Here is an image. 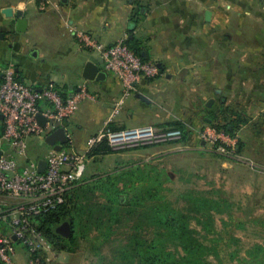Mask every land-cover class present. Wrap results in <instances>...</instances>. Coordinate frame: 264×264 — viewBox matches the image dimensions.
Masks as SVG:
<instances>
[{
	"label": "crops",
	"instance_id": "0c3cea01",
	"mask_svg": "<svg viewBox=\"0 0 264 264\" xmlns=\"http://www.w3.org/2000/svg\"><path fill=\"white\" fill-rule=\"evenodd\" d=\"M39 1L0 0V69L13 66L17 77L32 89L57 84L67 95L84 85L93 95L80 104L66 123L68 142L62 147L77 153L86 151L87 137L75 140V132L83 124L77 112L83 108L91 114L98 113L95 131L105 124L118 129L128 127L126 123L157 124L165 121L160 108L167 94L178 93L189 85L197 107L203 103L210 111L222 106L232 109L233 120L240 122L238 137L246 146L243 150L242 145L234 156L219 157L223 165L242 171L247 177L255 173V182L247 178L252 184L250 191L252 196L256 193L261 196L264 190V0H48L44 9L39 8ZM5 9L23 12L27 19L25 31H16V18L13 14L6 15ZM206 11H210L208 18ZM248 25L250 34L246 32ZM76 31L88 33L104 45L127 40L137 46L145 59L156 62L160 73L138 84L124 100L120 112L110 117L122 86L105 71L98 51L79 42ZM48 54L49 58L67 60L63 67L55 68L56 74L38 70L33 75L18 64L23 56L40 58ZM89 60L98 64L105 73L104 79L82 77L83 66ZM44 74L51 75L45 86ZM204 119L208 124L209 117ZM70 124H73L71 131ZM196 130L200 134L198 127ZM192 137L194 140L195 134ZM191 149L212 151L202 140L199 147ZM13 264H26L23 250L19 249Z\"/></svg>",
	"mask_w": 264,
	"mask_h": 264
},
{
	"label": "built area",
	"instance_id": "2783aa9c",
	"mask_svg": "<svg viewBox=\"0 0 264 264\" xmlns=\"http://www.w3.org/2000/svg\"><path fill=\"white\" fill-rule=\"evenodd\" d=\"M48 0H40L44 9ZM79 42L94 47L110 73L122 86L110 117L118 114L124 100L143 81L160 73L156 62L142 60L124 43L104 45L88 33L76 31ZM85 98H93L81 85L74 92L61 95L52 85L32 89L17 78L16 69L5 66L0 79V264H13L19 249L26 256V264H50L54 252L44 235L34 226L33 218L55 208L64 201L65 193L81 181L86 168L87 152L101 141L110 147L126 144L176 142L181 131L174 127L137 125L112 130L105 124L86 140V151L77 153L49 146L35 159L28 155L27 139L36 137L37 145L44 144L46 135L64 127ZM44 118L41 125L37 115ZM199 136L224 156H234L237 134H228L212 125H205ZM5 145V148L1 147ZM65 144V143H64ZM63 146V145H62ZM44 162L43 170L38 169Z\"/></svg>",
	"mask_w": 264,
	"mask_h": 264
},
{
	"label": "trees",
	"instance_id": "16d2710c",
	"mask_svg": "<svg viewBox=\"0 0 264 264\" xmlns=\"http://www.w3.org/2000/svg\"><path fill=\"white\" fill-rule=\"evenodd\" d=\"M124 43L142 60H147L137 46L127 40ZM52 87L65 96L57 84ZM232 125L212 126L232 135L236 130V126ZM108 127L118 130L109 124ZM167 127L179 128V142L187 141L189 134L182 121H172ZM240 148L238 141L235 152ZM112 153H115L112 147L101 141L87 152V156L96 158ZM162 173L170 179L169 173L146 163L143 167L133 164L123 171L117 169L109 174L83 176L65 193L63 203L35 216L33 224L54 252L69 251L67 242L71 241L88 240L94 243L96 264L105 262L99 246L113 240L119 234L118 228L123 226H128L129 231L124 242L118 243L119 264H216L210 257L219 259L223 245L232 235L215 228L212 214H225L232 219L233 204L220 191L216 198L186 191L182 194L183 207H178L162 193ZM64 221L71 227L69 238L55 231ZM191 222L195 225L192 226ZM152 226L154 229L149 231ZM242 262H264V246H256L249 253V259ZM109 264L115 263L109 261Z\"/></svg>",
	"mask_w": 264,
	"mask_h": 264
},
{
	"label": "rangeland",
	"instance_id": "374dc122",
	"mask_svg": "<svg viewBox=\"0 0 264 264\" xmlns=\"http://www.w3.org/2000/svg\"><path fill=\"white\" fill-rule=\"evenodd\" d=\"M250 25L247 26V33L250 31ZM49 56L50 54L40 58L30 55L23 56L24 58L20 59L18 64L22 68H25L23 69L25 72L33 75L34 73L37 75L38 70H47L52 72L51 74L53 75L56 74L54 70L59 66L63 67V63L67 62V60L55 57L49 58ZM79 60H83L82 56H79ZM1 70L2 68L0 69V73ZM46 75L44 74L46 78H43L45 80L44 86L48 84L49 76H51L48 74L49 76L47 77ZM31 81L32 79H29L28 82L32 83ZM181 89L183 90L178 93L170 92L167 94L168 97L163 99L164 102H162V107L160 108L164 113L165 121L152 125L166 127L172 121H182L186 125L189 134L186 142L182 143L178 140L176 142L126 144L112 147L115 151L112 154L96 158L86 155L84 178L91 177V175L109 174L117 169L121 171L127 170L133 164L143 167L147 163L170 174L169 180L164 177L163 173L161 175L162 186L164 188L162 193L173 204H177L178 207H183L182 194L186 191L213 198L218 197L219 191L222 192V195L233 204V218L230 219L225 214L213 213L214 226L216 229L223 231L224 234L228 233L229 236L232 235V238L227 241V244L223 245L220 258L216 260L210 257V260H213L216 264L219 262V264H243V259H249V253L256 246H264V190L261 192L262 194L260 193L261 196H258V193L252 196L250 191L252 184H250L248 179L251 180L252 178L251 182H255V179H253L255 173L251 172L250 178L242 171H237L233 167L223 165V159L215 152H212L213 147L209 143L207 145L212 151L203 149L204 151L200 152L191 149L193 146L199 147V141L202 140L198 136L199 131L196 130L197 127L201 131L205 125L230 126L233 124L236 126L234 133L238 137V134H240L238 128L240 124L232 121L235 119L231 116L233 114L231 113L233 112L232 109L222 106L214 111H210L207 110L203 103L197 107L194 104L197 102L196 96L194 97L189 85ZM86 99H83L78 107H81L80 104L84 100L86 101ZM77 114L83 119V124L79 132H75V140L78 137L88 138L97 132L95 130L98 128V113L93 112L91 114L89 110L83 108ZM204 117H209L210 124H207ZM211 118H214L212 123ZM126 125L128 127L131 126L130 123H126ZM72 129L73 124H70L68 130L71 131ZM194 134L195 138L192 140ZM240 138L238 137V141L242 148L245 141L240 140ZM36 139V137L27 139V142H29L28 155L32 159L40 156L44 149L48 147L37 145L33 141ZM245 146L246 144L243 146V150ZM1 147L5 148V145L1 144ZM63 148L67 149L68 147ZM191 225L194 226V222H191ZM149 229L151 231L154 227L152 226ZM118 231L119 234H116L113 240L99 246L101 255L105 257L103 264H109V261L119 264L118 243L120 241L124 242L125 235L129 231L128 226L118 228ZM67 245L70 247L69 251L50 253V264H96L97 257L95 256L96 249L94 243L88 240H78L67 242ZM254 264H264V262Z\"/></svg>",
	"mask_w": 264,
	"mask_h": 264
},
{
	"label": "water",
	"instance_id": "95a60500",
	"mask_svg": "<svg viewBox=\"0 0 264 264\" xmlns=\"http://www.w3.org/2000/svg\"><path fill=\"white\" fill-rule=\"evenodd\" d=\"M4 12L6 15L11 16L12 14L16 18V26L15 29L18 32H23L26 30L27 26V19L23 16V12L21 10H16L14 13L11 9H5ZM210 15V11L205 12V17L208 18ZM100 61V60H99ZM82 77L87 80H101L104 79L105 73L100 70L98 64L94 63L93 61H86L83 70L81 73ZM141 99L148 101L143 95H138ZM210 103V101L208 102ZM38 121L41 125L44 124V118L38 114L37 115ZM0 120H2V116L0 115ZM68 141L67 131L64 127H58L53 132L49 133L44 137L42 142L48 146L53 147L54 149L60 150L62 145ZM1 152V151H0ZM44 168V162L40 161L38 164V169L41 171ZM55 231L59 233L61 236L69 238L71 235V227L67 221L60 223L56 228Z\"/></svg>",
	"mask_w": 264,
	"mask_h": 264
},
{
	"label": "flooded vegetation",
	"instance_id": "af4514ba",
	"mask_svg": "<svg viewBox=\"0 0 264 264\" xmlns=\"http://www.w3.org/2000/svg\"><path fill=\"white\" fill-rule=\"evenodd\" d=\"M0 78H1V73H0ZM0 128H1V124H0Z\"/></svg>",
	"mask_w": 264,
	"mask_h": 264
}]
</instances>
